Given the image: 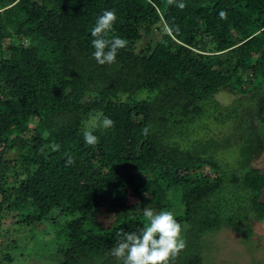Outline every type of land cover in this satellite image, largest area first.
Segmentation results:
<instances>
[{
  "label": "trees",
  "instance_id": "trees-1",
  "mask_svg": "<svg viewBox=\"0 0 264 264\" xmlns=\"http://www.w3.org/2000/svg\"><path fill=\"white\" fill-rule=\"evenodd\" d=\"M105 10L112 65L92 58ZM263 152L264 0H0V264L38 224L60 264H117L145 208L181 225L169 264H202L208 231L264 221Z\"/></svg>",
  "mask_w": 264,
  "mask_h": 264
},
{
  "label": "clouds",
  "instance_id": "clouds-1",
  "mask_svg": "<svg viewBox=\"0 0 264 264\" xmlns=\"http://www.w3.org/2000/svg\"><path fill=\"white\" fill-rule=\"evenodd\" d=\"M171 2V0H170ZM181 8L183 5H179ZM221 17H224L222 12ZM116 21L114 11L105 10L100 15L92 29L91 41L94 51L92 58L99 65H112L116 62L118 51L126 47V41L120 37L111 40L104 39L105 33L111 30ZM114 121L105 117L102 126L108 128L113 126ZM147 134V129L143 130ZM84 140L87 145L95 146L98 138L90 131L84 132ZM74 163L69 157L67 164ZM147 223L139 232L117 233L122 237L111 250V256L115 258L117 264H169L170 259L185 248V241L182 239L181 225L169 211L154 213L151 209L145 208L143 212Z\"/></svg>",
  "mask_w": 264,
  "mask_h": 264
},
{
  "label": "rangeland",
  "instance_id": "rangeland-1",
  "mask_svg": "<svg viewBox=\"0 0 264 264\" xmlns=\"http://www.w3.org/2000/svg\"><path fill=\"white\" fill-rule=\"evenodd\" d=\"M219 98L229 103L233 96L228 92H222ZM214 130H216L215 127ZM255 165L264 170V152L255 159ZM170 197L171 201H175L172 195ZM169 212L172 211L169 210ZM107 217L100 216V219L106 222L108 221ZM9 223L10 219L6 218V225H9ZM43 226L44 224H38L36 226L37 231L34 228H29V230L18 233L20 237L17 244L20 247L16 251L18 253L16 264H60L53 247V250L50 248L44 250V244L49 240L43 239ZM253 227L255 230L253 237L245 239L241 233L230 228L208 231L202 242V264H264V221L254 220ZM44 233L50 234V236L56 238L53 240L61 243L60 238L57 237L55 227L51 228L49 233L44 230ZM27 245H31L27 250L25 249L26 252L30 251L28 255L22 249V246ZM0 252L2 253V251ZM20 252H25L24 258L19 254Z\"/></svg>",
  "mask_w": 264,
  "mask_h": 264
}]
</instances>
